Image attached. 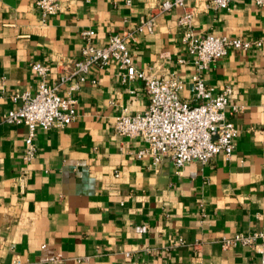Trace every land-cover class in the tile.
Masks as SVG:
<instances>
[{
	"label": "crops",
	"instance_id": "crops-1",
	"mask_svg": "<svg viewBox=\"0 0 264 264\" xmlns=\"http://www.w3.org/2000/svg\"><path fill=\"white\" fill-rule=\"evenodd\" d=\"M167 1L58 0L60 11L43 18L36 0H0V264H259L253 249L224 250L220 240L264 229V47L230 50L202 73L208 87H231L229 104L241 108L230 116L239 130L232 155L204 166L136 158L145 143L117 135L114 120L143 113L149 98L141 81L121 82L116 63L59 86L63 97L77 86L76 117L37 130L31 163L22 162L27 128L2 120L11 94L35 92L32 64L48 66L50 86L59 83L80 58L83 30L95 32L96 47L131 33L136 70L173 74L183 100L194 71L178 24L185 10L197 37L264 39V5L254 0L225 10L189 0L163 12ZM151 18L152 34L135 31Z\"/></svg>",
	"mask_w": 264,
	"mask_h": 264
},
{
	"label": "built area",
	"instance_id": "built-area-1",
	"mask_svg": "<svg viewBox=\"0 0 264 264\" xmlns=\"http://www.w3.org/2000/svg\"><path fill=\"white\" fill-rule=\"evenodd\" d=\"M188 1H167L160 5V10L164 12L176 7L186 9ZM232 1L209 0V4L215 10H225ZM124 3L129 6L131 0H124ZM254 3L262 7L264 0H254ZM35 6L43 18L54 16L61 9L58 0H36ZM178 24L181 42L193 57L190 100L182 99L184 84L173 74L154 78L136 70L127 45L128 40L133 38L131 33L112 35L103 47H96L92 44L95 32L81 31L84 44L80 49V58L72 63L67 74L53 86L47 82L48 66L32 64V72L40 79L35 92L11 94V108L2 119L7 125H23L27 128L22 162L29 164L35 159L38 129L48 131L53 127H66L76 117V99L72 92L77 86L71 87L64 97L59 95V86L74 79L83 82L92 68H104L110 63H116L123 70L122 83L141 81L149 98L148 108L143 113L134 116L120 114L114 120L117 135L127 139L139 138L145 143V147L137 152V159L148 157L156 165L168 158L175 169L190 162L207 165L219 153L228 159L239 135L230 116L240 112L241 108L229 104L231 87L220 90L208 87L202 73L230 50L246 52L264 47V39H227L212 34L197 37L192 29V13L188 10L183 12ZM153 30L152 18L141 21L135 29L136 32L145 31L148 34H152ZM220 245L224 250L238 246L253 249L259 264H264V229L248 235L223 237Z\"/></svg>",
	"mask_w": 264,
	"mask_h": 264
}]
</instances>
